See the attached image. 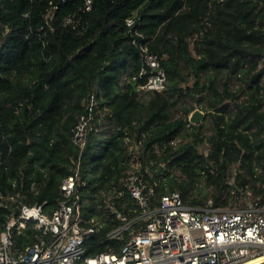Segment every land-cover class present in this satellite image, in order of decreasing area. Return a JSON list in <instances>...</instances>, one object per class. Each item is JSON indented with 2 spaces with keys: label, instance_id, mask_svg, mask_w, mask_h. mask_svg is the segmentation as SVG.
<instances>
[{
  "label": "trees",
  "instance_id": "1",
  "mask_svg": "<svg viewBox=\"0 0 264 264\" xmlns=\"http://www.w3.org/2000/svg\"><path fill=\"white\" fill-rule=\"evenodd\" d=\"M84 4L0 0V194L52 214L79 165L84 225L97 227L89 257L118 254L129 240V231L109 238L124 223L104 200L137 217L123 182L135 166L153 209L173 192L197 209L226 208L248 190L264 199V0ZM143 46L166 72L162 92L139 91L149 76L139 78ZM92 98L81 149L74 132ZM196 108L207 115L200 125L189 121ZM15 207H0V244ZM46 238L29 222L15 251Z\"/></svg>",
  "mask_w": 264,
  "mask_h": 264
},
{
  "label": "built area",
  "instance_id": "2",
  "mask_svg": "<svg viewBox=\"0 0 264 264\" xmlns=\"http://www.w3.org/2000/svg\"><path fill=\"white\" fill-rule=\"evenodd\" d=\"M95 0H85L84 11L92 10ZM135 20H127L129 27ZM145 65L139 78L148 76L139 91L162 92L166 86V72L161 61L140 47ZM94 98L90 114L81 117L75 132L74 143L81 149L86 146L87 128L92 119ZM80 166L61 186L63 196L59 208L47 214L43 206L18 205L19 196L0 194V207L9 208L15 203L11 216L1 234L0 264H264V199L250 198L247 205L237 208L233 201L226 208L209 201L203 209L188 207L179 192L161 198L153 209V189L148 188L137 167L130 169L123 182L133 200L137 217L130 221L123 215L111 196H105V210L124 225L109 234L110 239L121 237L129 231L130 238L120 253H103L87 256L86 239L95 234L96 226L86 227L81 214L80 195L76 188ZM252 195L251 191H247ZM29 222L42 230L46 239H40L15 251V237L23 234ZM140 225V230L133 227Z\"/></svg>",
  "mask_w": 264,
  "mask_h": 264
},
{
  "label": "water",
  "instance_id": "3",
  "mask_svg": "<svg viewBox=\"0 0 264 264\" xmlns=\"http://www.w3.org/2000/svg\"><path fill=\"white\" fill-rule=\"evenodd\" d=\"M205 117H206V112L201 110L200 108H196L189 115V121L193 125H200L204 122Z\"/></svg>",
  "mask_w": 264,
  "mask_h": 264
},
{
  "label": "rangeland",
  "instance_id": "4",
  "mask_svg": "<svg viewBox=\"0 0 264 264\" xmlns=\"http://www.w3.org/2000/svg\"><path fill=\"white\" fill-rule=\"evenodd\" d=\"M261 64L263 65V61H261ZM262 85L264 86V80L262 81ZM190 105H191L190 101L187 100V101H186V106H190ZM180 114H183V113H182V110H181ZM206 116H207V115H206ZM205 118H206V117H205ZM204 120H205V119H204ZM251 197L254 198L252 195H248V194H247V198L242 196V197L239 199V201H238L237 203H234V204H237V205H236L237 208H242V207H244L245 205H247V203L250 201L249 199H250Z\"/></svg>",
  "mask_w": 264,
  "mask_h": 264
}]
</instances>
